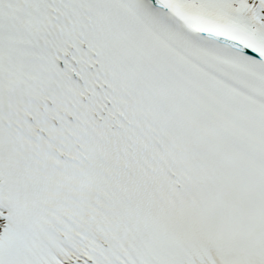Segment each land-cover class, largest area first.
Masks as SVG:
<instances>
[{
  "label": "snow or ice",
  "instance_id": "snow-or-ice-1",
  "mask_svg": "<svg viewBox=\"0 0 264 264\" xmlns=\"http://www.w3.org/2000/svg\"><path fill=\"white\" fill-rule=\"evenodd\" d=\"M0 264H264V0H0Z\"/></svg>",
  "mask_w": 264,
  "mask_h": 264
}]
</instances>
